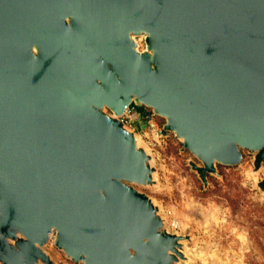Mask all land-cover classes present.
Returning a JSON list of instances; mask_svg holds the SVG:
<instances>
[{
	"label": "water",
	"instance_id": "1",
	"mask_svg": "<svg viewBox=\"0 0 264 264\" xmlns=\"http://www.w3.org/2000/svg\"><path fill=\"white\" fill-rule=\"evenodd\" d=\"M134 97L204 177L263 148L264 0H0V233L27 236L0 234L7 264L47 259L54 229L86 264H173L176 236L123 181L149 176L136 136L98 110Z\"/></svg>",
	"mask_w": 264,
	"mask_h": 264
},
{
	"label": "rangeland",
	"instance_id": "2",
	"mask_svg": "<svg viewBox=\"0 0 264 264\" xmlns=\"http://www.w3.org/2000/svg\"><path fill=\"white\" fill-rule=\"evenodd\" d=\"M147 36L145 31H133L130 38L139 53L153 54ZM34 52L38 54L37 49ZM98 110L120 121L111 107ZM140 122L143 125L133 133L146 157L149 176L144 181H123L148 197L162 222L159 231L176 236L174 249L169 250L173 264H264V147H241L240 162L229 165L215 161L214 170L204 177V160L168 127L167 116L155 114L152 120ZM228 195L235 201L232 205L226 201ZM57 233L54 229L40 245L47 259L39 257L36 264H86L53 242ZM0 234L18 251V242L27 239L18 229L15 236ZM1 252H5L3 240L0 264H7Z\"/></svg>",
	"mask_w": 264,
	"mask_h": 264
},
{
	"label": "built area",
	"instance_id": "3",
	"mask_svg": "<svg viewBox=\"0 0 264 264\" xmlns=\"http://www.w3.org/2000/svg\"><path fill=\"white\" fill-rule=\"evenodd\" d=\"M140 106L144 107V112L140 111ZM155 114H160L155 107L148 105L143 102H139L137 99H133L124 109L122 114H117L122 126L127 127L128 129L135 132L138 128L137 124L144 120V122L148 120H152V117ZM161 115V114H160ZM58 237V233L56 235V240ZM53 241V242H56Z\"/></svg>",
	"mask_w": 264,
	"mask_h": 264
},
{
	"label": "trees",
	"instance_id": "4",
	"mask_svg": "<svg viewBox=\"0 0 264 264\" xmlns=\"http://www.w3.org/2000/svg\"><path fill=\"white\" fill-rule=\"evenodd\" d=\"M140 111H142V112H144V107L143 106H140ZM139 125H140V123H139ZM230 165V164H229ZM229 167H231V166H229ZM209 172H207V174H206V176H209V174H208ZM231 198H232V196H230ZM229 197V195L227 196V198H226V201L227 202H229V204L230 205H232L233 203H235V201L234 200H232V202H231V198ZM233 199V198H232ZM231 202V203H230ZM263 252H264V246H263Z\"/></svg>",
	"mask_w": 264,
	"mask_h": 264
},
{
	"label": "crops",
	"instance_id": "5",
	"mask_svg": "<svg viewBox=\"0 0 264 264\" xmlns=\"http://www.w3.org/2000/svg\"><path fill=\"white\" fill-rule=\"evenodd\" d=\"M139 123H140V125H139ZM139 123L137 124L138 127L143 125L142 122H139ZM123 127L126 128L125 126H123ZM126 129H127V128H126ZM130 132H134V131L130 130Z\"/></svg>",
	"mask_w": 264,
	"mask_h": 264
}]
</instances>
